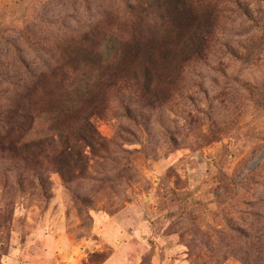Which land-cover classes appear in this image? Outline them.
Wrapping results in <instances>:
<instances>
[{
    "label": "rangeland",
    "instance_id": "obj_1",
    "mask_svg": "<svg viewBox=\"0 0 264 264\" xmlns=\"http://www.w3.org/2000/svg\"><path fill=\"white\" fill-rule=\"evenodd\" d=\"M138 4L0 0V135H25L11 117L41 74L43 107L87 68L71 62L86 36L117 42L116 58L134 36L158 35L129 12ZM216 8L199 57L156 52L149 92L138 70L107 94L92 117L101 144L83 146L72 181L49 146L25 161L0 142V264H264V0Z\"/></svg>",
    "mask_w": 264,
    "mask_h": 264
},
{
    "label": "trees",
    "instance_id": "obj_2",
    "mask_svg": "<svg viewBox=\"0 0 264 264\" xmlns=\"http://www.w3.org/2000/svg\"><path fill=\"white\" fill-rule=\"evenodd\" d=\"M138 2V6H128L129 12L132 15L137 14L146 24L157 26L155 29L158 35L152 32L147 37L134 36L132 41L120 47V51L116 52V58H112V55L118 50L117 42L105 43L98 48L99 43L94 45L93 41L88 42L90 38L86 36L85 43L74 48L75 57L71 58L74 59L71 62L87 68L74 73L71 82L48 94L43 107V99L39 98L36 92L38 86L48 81V75L41 74L33 88L23 96L22 102L27 103L23 108H19L23 113L20 115L17 111L13 112L11 117L13 132L22 129L26 135L28 127L25 126H28L29 120L31 124H37V130L33 134L40 137L36 136L37 139L31 141L27 139L29 133L26 138L25 135L23 137L0 135V142L6 143V147L3 145L4 150L19 153L22 159L27 161L24 156L32 155V158L27 157L33 159L37 152H42L45 146H49L56 153L50 159L55 170L64 181L70 182L77 177L75 170L83 168V146L95 147L101 144L100 133L92 117L103 116L107 109L106 96L110 92L120 90L119 81H124L130 74H135L139 70L143 77L141 85L144 93L149 92L153 74H158V70L152 69L149 64L157 62L154 60V53L163 52L162 61L178 53L184 59L201 55V50L210 35L218 0H138ZM255 24L264 33V25L259 22ZM174 38L181 39L184 44L180 52L171 49L168 39ZM68 57L70 58L69 55ZM140 58L142 61L135 67L133 63L138 62ZM78 68L73 65L74 71ZM23 117L27 120L20 119ZM43 122L45 128H40ZM36 164L41 166L38 162ZM38 178L45 183L42 172Z\"/></svg>",
    "mask_w": 264,
    "mask_h": 264
}]
</instances>
